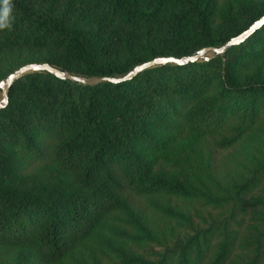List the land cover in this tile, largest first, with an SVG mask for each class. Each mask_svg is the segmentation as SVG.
I'll use <instances>...</instances> for the list:
<instances>
[{"label": "trees", "instance_id": "16d2710c", "mask_svg": "<svg viewBox=\"0 0 264 264\" xmlns=\"http://www.w3.org/2000/svg\"><path fill=\"white\" fill-rule=\"evenodd\" d=\"M235 3L236 14L219 0H14L15 23L0 31V84L30 64L123 77L156 58L222 47L264 16V0ZM262 124L264 27L224 55L122 84L24 76L0 110V264L201 262L202 232L158 262L129 253L159 241L137 202L162 221L189 222L185 205L240 201L264 165L240 185L220 176V156ZM232 251L226 240L212 264Z\"/></svg>", "mask_w": 264, "mask_h": 264}, {"label": "rangeland", "instance_id": "374dc122", "mask_svg": "<svg viewBox=\"0 0 264 264\" xmlns=\"http://www.w3.org/2000/svg\"><path fill=\"white\" fill-rule=\"evenodd\" d=\"M235 1L219 0V4L227 8L234 4L233 11L236 14L240 8ZM218 23H221L222 28L229 26L227 19ZM220 157L219 172L222 178L240 185L250 180L258 166L264 165V124L244 143ZM137 204L148 216L151 228L159 235V241L128 245L127 251L135 256L158 262L176 245L186 244L202 232L208 235L209 249L205 251L203 260L196 264H212L226 240H231L233 244L232 254L226 264H253L255 261L264 264V176L255 191L226 207L215 208L197 203L183 206L190 218L189 222L162 221L145 202L138 201ZM105 264L122 263L118 259H111Z\"/></svg>", "mask_w": 264, "mask_h": 264}, {"label": "water", "instance_id": "95a60500", "mask_svg": "<svg viewBox=\"0 0 264 264\" xmlns=\"http://www.w3.org/2000/svg\"><path fill=\"white\" fill-rule=\"evenodd\" d=\"M264 27V16L258 20L257 22L253 23L251 27L243 32L241 35L233 38L226 44H224L222 47L219 48H205L201 51H199L197 54L193 56H186L183 58H175V57H161L156 58L150 62L141 64L134 68L131 72H129L127 75L123 77H85V76H79L71 74L67 71H63L61 69L55 68L49 64H30L27 66L22 67L21 69L17 70L15 73L11 74L5 81H3L0 84V90L2 92V100L0 101V110H3L8 107L9 105V91L12 88V86L22 79L24 76L31 74V73H41V72H47L52 75H54L59 80L63 81H71L73 83L83 84L86 86H97L104 83H110V84H122L128 81H131L135 79L137 76L142 74L145 71H148L150 69L159 67V66H165V65H178V66H184L191 63H197L200 61H209L213 55H224L226 54L231 48L235 46H239L246 42L253 34H255L257 31H259L261 28Z\"/></svg>", "mask_w": 264, "mask_h": 264}, {"label": "clouds", "instance_id": "9594fccd", "mask_svg": "<svg viewBox=\"0 0 264 264\" xmlns=\"http://www.w3.org/2000/svg\"><path fill=\"white\" fill-rule=\"evenodd\" d=\"M14 0H0V31L11 30L15 23Z\"/></svg>", "mask_w": 264, "mask_h": 264}]
</instances>
